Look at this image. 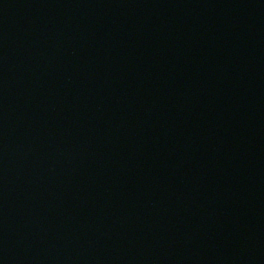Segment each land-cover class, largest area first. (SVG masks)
Wrapping results in <instances>:
<instances>
[{"label": "water", "instance_id": "water-1", "mask_svg": "<svg viewBox=\"0 0 264 264\" xmlns=\"http://www.w3.org/2000/svg\"><path fill=\"white\" fill-rule=\"evenodd\" d=\"M0 264H264V0H0Z\"/></svg>", "mask_w": 264, "mask_h": 264}]
</instances>
